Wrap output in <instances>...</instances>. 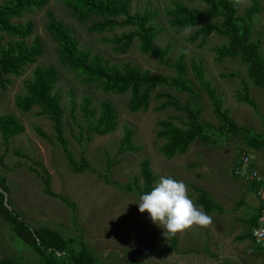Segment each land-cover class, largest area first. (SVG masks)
Wrapping results in <instances>:
<instances>
[{
    "label": "rangeland",
    "instance_id": "rangeland-1",
    "mask_svg": "<svg viewBox=\"0 0 264 264\" xmlns=\"http://www.w3.org/2000/svg\"><path fill=\"white\" fill-rule=\"evenodd\" d=\"M5 1L0 0V5ZM236 1L241 17L254 1L258 3L259 11L251 18L250 40L259 44L264 58V0ZM177 3L205 7L199 0H131L130 4L131 14L146 11L153 14L151 25L158 31L155 44L168 47L166 60L170 66L142 54L137 41L127 52H115L103 40L126 29L91 34L87 24L72 18L60 0H50L43 9L18 20L33 23V36L28 42L40 39L44 52L35 64L25 68L22 76H6L9 82L4 90L0 88V116L13 115L24 126V132L7 143L0 133V177L8 189L5 201H11V207L29 227H46L63 239L72 238L75 251L86 246L100 264H264V246L258 250L250 237L237 241L248 229L247 221L259 203L254 192L233 176L234 165L243 153L264 169V149L255 151L242 137L227 134L218 144L195 140L185 154L171 159L159 152L162 140L156 132L160 120L171 119L182 127L188 122L186 110H190L208 126H218L211 103L201 89V80L216 91L238 127L254 134L264 133V92L253 85L239 58L217 59L214 48L226 45V38L211 35L204 41L191 43L188 39L192 30L170 27L167 11ZM49 13L74 32L80 48L119 68L131 64L151 75L176 79L181 87L171 83L158 86L151 94L148 109L131 113L127 109L129 94L104 93L96 84L84 83L77 72L60 65L57 44L46 31ZM37 66H54L58 70L54 92L60 97L64 112L63 137L74 163L86 165L82 172L73 170L52 123L39 115L37 108L23 113L14 105L15 97L24 94L25 82L31 79ZM239 93H246L254 106L239 101ZM85 99L90 101L89 110L102 103L113 107L118 116L113 133L99 136L89 132L88 126L95 122V117L84 113ZM167 102H175L179 109ZM126 129L133 131L131 144L135 150L120 152ZM143 160L149 162L156 176L154 185L161 177L183 181L196 204L197 194L192 187L207 191L223 209L220 214L208 213L213 216L212 226L193 227L166 237L164 229L154 224L147 212L140 213L139 166ZM45 174L49 190L55 196L43 193L39 175ZM4 257L25 264L37 261L33 250L0 218V260Z\"/></svg>",
    "mask_w": 264,
    "mask_h": 264
},
{
    "label": "trees",
    "instance_id": "trees-1",
    "mask_svg": "<svg viewBox=\"0 0 264 264\" xmlns=\"http://www.w3.org/2000/svg\"><path fill=\"white\" fill-rule=\"evenodd\" d=\"M50 0H6L0 5V88L5 89L9 80L6 76L20 77L26 67L35 64L44 52L41 40L33 36L34 26L31 21L20 23L18 20L27 13L43 9ZM70 15L79 23L87 24L89 33L102 34L115 30H124L119 35L105 38L103 41L112 45L117 53H125L137 41L139 51L156 59L161 65L170 66L166 60L168 47L161 48L155 44L158 31L151 25L153 14L130 13L131 0H60ZM205 4L204 8L188 7L177 3L167 11L169 25L178 31L191 28L189 42L204 41L211 35H218L228 40L226 45L214 48L217 59L239 58L247 68V75L256 88L264 92V58L260 55L259 44L252 42L251 18L259 11L257 1H254L244 16L237 14L236 0H199ZM46 31L57 44V57L60 65L77 72L86 84H96L104 93L117 95L129 94L127 109L131 113L146 111L152 92L160 85L173 84L177 88L181 85L176 79H167L161 75H151L149 72L131 64L119 68L109 64V61L98 54H91L79 47L78 38L65 24L56 21L48 14ZM177 67V66H175ZM178 68H181L178 65ZM58 70L54 66L35 67L30 80L25 82V92L14 99L15 107L28 113L37 108L38 114L45 116L51 123L57 141L61 144L68 161L76 172L84 171L86 165L74 163L66 148L63 137V108L60 97L54 92L58 82ZM201 89L209 99L213 115L218 126L213 128L196 118L190 110L187 111L188 122L184 126H177L171 119L157 122L156 136L162 140L159 152L167 159L185 154L195 140L204 144H218L227 138V134L240 136L248 147L255 151L264 149V133L254 134L244 127H238L229 111L223 107L216 91L208 82L201 80ZM239 101L246 102L251 107L254 103L246 93L238 94ZM179 109L175 102H167ZM90 101L85 99L83 110L86 115L95 117V122L89 124L88 130L99 136H106L116 130L118 116L109 103H102L97 109L89 110ZM162 107H164L162 105ZM37 133L44 134L37 129ZM24 132V126L13 115L0 116V133L7 143L11 138ZM216 139H213V137ZM133 131L126 129L120 142V152L135 150L131 144ZM221 139V140H220ZM222 142V141H221ZM246 154L247 153H243ZM242 155V154H241ZM240 157L234 168L239 165ZM253 161V160H252ZM256 168L264 177V169ZM233 168V171H234ZM142 186L138 187L141 195L150 191L155 185L156 176L152 172L149 162L143 160L139 166ZM37 173V171H35ZM44 188L43 193L53 195L49 190L47 175H39ZM233 176L241 181L237 176ZM244 183L243 181H241ZM256 192L259 184H246ZM197 204L203 206L206 213H222V207L216 203L207 191L193 186ZM8 189L0 177V218L9 224L16 237L28 245L36 255V264H100L86 246L75 251L72 248V238L63 239L57 232L46 227H29L18 211L11 207V201H5ZM64 201V200H63ZM260 211V204L247 221L248 229L237 237V241L251 238V229L255 226ZM258 250L262 246L254 244ZM0 264H25L11 257H4Z\"/></svg>",
    "mask_w": 264,
    "mask_h": 264
},
{
    "label": "clouds",
    "instance_id": "clouds-1",
    "mask_svg": "<svg viewBox=\"0 0 264 264\" xmlns=\"http://www.w3.org/2000/svg\"><path fill=\"white\" fill-rule=\"evenodd\" d=\"M191 28L185 29L189 32ZM139 212H147L151 221L164 229V235L175 236L193 227L210 228L213 216L197 206L186 183L161 177L148 192L140 196Z\"/></svg>",
    "mask_w": 264,
    "mask_h": 264
},
{
    "label": "built area",
    "instance_id": "built-area-1",
    "mask_svg": "<svg viewBox=\"0 0 264 264\" xmlns=\"http://www.w3.org/2000/svg\"><path fill=\"white\" fill-rule=\"evenodd\" d=\"M234 175L246 184L258 183L255 196L260 204L259 215L255 226L251 229V239L256 245L264 246V177L253 167L251 158L242 154L239 165L234 168Z\"/></svg>",
    "mask_w": 264,
    "mask_h": 264
}]
</instances>
